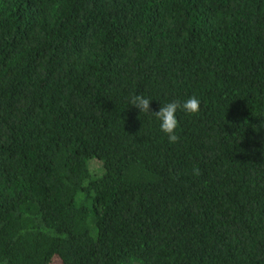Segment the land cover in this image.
Listing matches in <instances>:
<instances>
[{"label":"trees","instance_id":"obj_1","mask_svg":"<svg viewBox=\"0 0 264 264\" xmlns=\"http://www.w3.org/2000/svg\"><path fill=\"white\" fill-rule=\"evenodd\" d=\"M0 264H264V0H0Z\"/></svg>","mask_w":264,"mask_h":264},{"label":"clouds","instance_id":"obj_2","mask_svg":"<svg viewBox=\"0 0 264 264\" xmlns=\"http://www.w3.org/2000/svg\"><path fill=\"white\" fill-rule=\"evenodd\" d=\"M152 101L151 97L143 94H134L128 98L129 105L139 109L140 113L149 117L155 116V119L159 122L160 132L167 137L169 143H176L179 140L177 135L179 126L178 112H182L185 115H196L201 105L200 98L193 95L187 99H174L162 103L159 111L154 112L150 107Z\"/></svg>","mask_w":264,"mask_h":264}]
</instances>
